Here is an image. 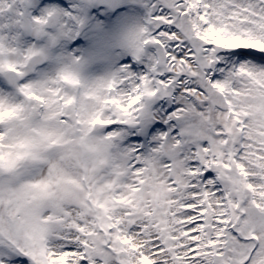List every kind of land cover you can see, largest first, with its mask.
<instances>
[{
  "label": "snow or ice",
  "instance_id": "1",
  "mask_svg": "<svg viewBox=\"0 0 264 264\" xmlns=\"http://www.w3.org/2000/svg\"><path fill=\"white\" fill-rule=\"evenodd\" d=\"M0 264H264V0H0Z\"/></svg>",
  "mask_w": 264,
  "mask_h": 264
}]
</instances>
